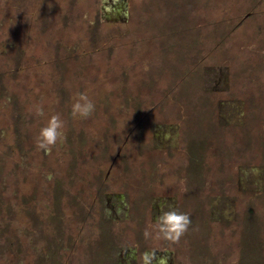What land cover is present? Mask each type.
I'll return each instance as SVG.
<instances>
[{"label":"rangeland","instance_id":"374dc122","mask_svg":"<svg viewBox=\"0 0 264 264\" xmlns=\"http://www.w3.org/2000/svg\"><path fill=\"white\" fill-rule=\"evenodd\" d=\"M170 207L188 232L146 239ZM147 251L264 264V0H0V264Z\"/></svg>","mask_w":264,"mask_h":264},{"label":"clouds","instance_id":"9594fccd","mask_svg":"<svg viewBox=\"0 0 264 264\" xmlns=\"http://www.w3.org/2000/svg\"><path fill=\"white\" fill-rule=\"evenodd\" d=\"M95 111L93 101L86 94H78V98L71 106V114L74 118L87 119ZM34 114L38 117L44 116L43 106L37 105ZM65 122L59 114L51 115L47 123L41 127L35 137V146L38 150L50 153L52 148L58 143H63L65 137ZM191 226L189 213L180 212L175 208L162 210L156 217L153 229L146 228L144 237L157 240H166L173 244L179 243Z\"/></svg>","mask_w":264,"mask_h":264},{"label":"flooded vegetation","instance_id":"af4514ba","mask_svg":"<svg viewBox=\"0 0 264 264\" xmlns=\"http://www.w3.org/2000/svg\"><path fill=\"white\" fill-rule=\"evenodd\" d=\"M107 202H109V201H107ZM121 208H122V205L117 206L116 207L117 210L115 209V212L120 213ZM108 244L109 243H107V245ZM165 255H167V260H164ZM168 255L169 254H167L165 252L162 253V252H158V251H153V252L147 251V252H145L144 259L147 261L148 264H152V262L154 260H156L154 264H168ZM119 256L121 257V261L122 260L125 261L124 264H127V262H129L130 260H135V261L137 260V257L135 255L132 256L131 258H128V256L124 255L123 252H119Z\"/></svg>","mask_w":264,"mask_h":264},{"label":"water","instance_id":"95a60500","mask_svg":"<svg viewBox=\"0 0 264 264\" xmlns=\"http://www.w3.org/2000/svg\"><path fill=\"white\" fill-rule=\"evenodd\" d=\"M123 20V18H121Z\"/></svg>","mask_w":264,"mask_h":264}]
</instances>
